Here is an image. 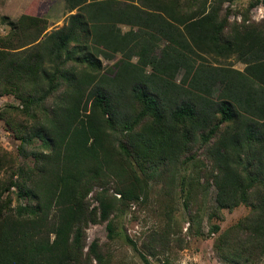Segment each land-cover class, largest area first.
Wrapping results in <instances>:
<instances>
[{
    "label": "trees",
    "instance_id": "16d2710c",
    "mask_svg": "<svg viewBox=\"0 0 264 264\" xmlns=\"http://www.w3.org/2000/svg\"><path fill=\"white\" fill-rule=\"evenodd\" d=\"M63 1L66 24L43 38L46 19L24 14L0 36V96L16 101L0 120L19 141L0 145V264H108L90 225L106 221L112 239L116 213L145 204L152 183L170 200L201 152L178 182L185 206L210 186L217 210L247 206L222 231L211 224L213 246L232 264H264V18L250 15L264 0ZM118 50L108 79L99 56ZM170 228L150 233L162 253Z\"/></svg>",
    "mask_w": 264,
    "mask_h": 264
},
{
    "label": "rangeland",
    "instance_id": "374dc122",
    "mask_svg": "<svg viewBox=\"0 0 264 264\" xmlns=\"http://www.w3.org/2000/svg\"><path fill=\"white\" fill-rule=\"evenodd\" d=\"M247 2L248 0H237L232 5L244 9ZM22 14L28 16L32 21L34 18L46 19L47 25L40 33L39 39H41L44 34L65 25L69 12L66 10L63 0H1L0 36H4L9 31L11 24ZM250 15L255 20L264 18V6H255L250 11ZM234 17L236 16L231 14L230 18ZM237 18H240L239 14ZM117 27L121 33L131 29L128 24H117ZM132 29L136 30V27ZM166 43V39L158 38L154 53L160 55L161 49ZM110 53L112 54L110 58L99 56L102 63L101 74L108 79L116 75L123 57L120 50L110 51ZM137 60L138 55L135 53L130 58V62L136 63ZM228 62H231L233 67L237 69L242 70L244 68V64L234 58L216 63L210 57L207 64L227 65ZM144 71L145 73L151 72L150 65L146 66ZM183 74V69L177 71L174 76L176 83L180 82ZM216 91L217 88L214 89L213 96L216 95ZM8 102L16 103L8 95L0 96V108ZM18 144L19 141L14 138L13 133L0 120V145L9 151L16 152ZM203 156L204 154L201 152L195 159L189 160L185 166H181L176 177L175 191L170 200L165 197L161 184L152 183L149 199L145 204H133L128 210L116 213L110 221L115 232L112 239L108 236L106 221L90 225L87 229L88 241L97 238L100 242L106 243L103 248L107 249L109 255L108 264H144L141 253L147 254L152 264H232L225 261L215 251L213 242L217 233L211 232V224H219L222 231L245 215L249 208L241 204L231 210H217L214 203L215 189L211 186L200 193V202H190L188 206H185V198L179 189L180 178L186 177L188 179L195 174L201 168L195 163L201 158L204 159ZM5 176L6 172L1 171L0 178H5ZM213 211L215 213H212ZM168 213H170L171 218L167 216ZM169 219L171 222V243L168 245V249L162 253L159 250L160 244L151 239L150 233L161 232L162 227ZM152 248L155 249L154 256L148 254V249Z\"/></svg>",
    "mask_w": 264,
    "mask_h": 264
}]
</instances>
